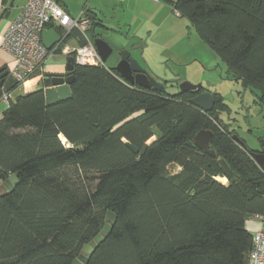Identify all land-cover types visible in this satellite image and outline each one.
Returning <instances> with one entry per match:
<instances>
[{
  "label": "trees",
  "instance_id": "trees-1",
  "mask_svg": "<svg viewBox=\"0 0 264 264\" xmlns=\"http://www.w3.org/2000/svg\"><path fill=\"white\" fill-rule=\"evenodd\" d=\"M170 3L264 107V0ZM83 36L74 28L62 43L82 46ZM49 75L0 119V191L17 177L0 194V264H73L108 210L116 222L86 264H248L246 223L264 214V169L258 150L215 119L228 107L220 93L206 112L189 102L204 86L169 96L104 63L75 62L72 97L48 104ZM202 129L212 130L218 156L195 145ZM126 141L149 144L140 155ZM220 158L235 173L228 184L216 179L226 176ZM173 163L181 170L170 173Z\"/></svg>",
  "mask_w": 264,
  "mask_h": 264
},
{
  "label": "crops",
  "instance_id": "crops-1",
  "mask_svg": "<svg viewBox=\"0 0 264 264\" xmlns=\"http://www.w3.org/2000/svg\"><path fill=\"white\" fill-rule=\"evenodd\" d=\"M27 1L6 0L3 2V0H0V67L13 66V56L2 48L1 43L3 35L8 28L7 26H9L16 13L20 11L21 7ZM63 1H65L66 5H63L60 1L58 2L62 4L66 12L72 17H87L90 20L87 27L81 30L84 35L83 37L87 41L93 42L97 36L106 40L113 47L112 55L105 62V65L108 67L115 68L118 61H120L119 59H121L118 52L124 48L132 50L140 62L139 55H143L144 57V54L146 55L147 53L153 59L157 48L180 47L183 40L189 37L191 27L187 22L190 21L184 16L179 15L174 10L172 3H170L176 0ZM183 19L188 21H184ZM48 26V28H55L57 31L61 28L56 21ZM55 46H60L62 49L60 51L55 50L50 52L44 62L42 71L38 72L39 74L34 75L33 78L31 77V79L23 84V92L21 94L36 90L44 73L65 72L67 59L70 55L69 47H79L81 43L78 38H72L66 43L63 42ZM146 57L147 63L148 61H152L148 56ZM147 65L149 66L150 64ZM148 66L143 65L146 69H148ZM8 106L9 104L7 103L4 110ZM3 112H0V119L2 118ZM171 165L178 166L177 172L181 170V166L178 164L173 163ZM246 225L250 229V226L254 224L247 220Z\"/></svg>",
  "mask_w": 264,
  "mask_h": 264
},
{
  "label": "rangeland",
  "instance_id": "rangeland-1",
  "mask_svg": "<svg viewBox=\"0 0 264 264\" xmlns=\"http://www.w3.org/2000/svg\"><path fill=\"white\" fill-rule=\"evenodd\" d=\"M187 23L191 27L189 37L185 38L181 45L179 44L180 47L157 48L153 59L147 53L144 54L145 59L143 55H139L141 65L150 64L149 72L160 81L165 79L179 84L182 81L202 83L207 90L220 93L228 105L219 113L220 118L230 123V127L249 148L262 149L264 107L258 102L257 93L246 86L242 80L231 76L226 63L205 44L196 32V28L190 22ZM133 56L137 55L133 53ZM146 56L152 61L147 63ZM22 88L23 84H18L11 89L12 99H16L23 92ZM5 106L7 103L1 101L0 112L4 111ZM154 139L155 137H152L149 142ZM177 170V165L169 166L170 173H176ZM223 178L216 177L220 182L228 184L229 178L227 176ZM11 184V181L6 182L1 187V191L7 190ZM250 227L249 231L253 233V228Z\"/></svg>",
  "mask_w": 264,
  "mask_h": 264
},
{
  "label": "water",
  "instance_id": "water-1",
  "mask_svg": "<svg viewBox=\"0 0 264 264\" xmlns=\"http://www.w3.org/2000/svg\"><path fill=\"white\" fill-rule=\"evenodd\" d=\"M63 5H66L65 1L58 0ZM7 16V15H6ZM43 43L48 50H53L55 45L62 43L63 39L62 35L55 30V28H45L42 34ZM93 44L97 49L98 54L100 55L102 62L105 64L106 60L112 55L113 47L101 37H95L93 40ZM119 55L121 59L118 61L115 66L116 71L121 74V76L133 84H137L144 88H153L158 91H163L167 93L169 96L177 95L179 92L183 91H198L201 87H203L202 83H191L189 81H182L179 85H169L165 87V82L167 80L160 81L155 76H153L148 69L144 68L141 63L137 60L136 57L133 56L132 50L128 48H124L119 51ZM75 58L73 55H69L67 59L66 71L65 72H54L50 73L51 85L49 87H45L46 92V101L48 104L57 103V101H62L66 99H70L72 97V89L71 84L75 78L74 74V66H75ZM8 68L6 66L0 67V88L3 86L5 82V77L8 75ZM235 77V76H233ZM239 79V77H235ZM18 85V81L14 78H10L7 82V90L11 91ZM189 102L195 107L201 108L203 111L211 112L215 109L216 99L214 96V92L205 89L202 92L195 94L192 98H190ZM215 119L219 120V115L215 114ZM213 136V132L211 129H202L200 130L196 136L194 137L195 145L205 151L206 153L211 154L213 157L218 156L217 152L210 147L211 138ZM234 139L239 141L241 145H245L246 143L239 138L238 135L234 133ZM262 149L253 152V156L256 161L259 163L260 167L264 169V138L261 140ZM128 148H130L133 152L139 153L143 155L147 149L149 142L143 146L140 150L138 146L133 144L130 141H126ZM219 162L221 163L224 172L228 178L235 179V173L229 164L225 161V159L220 158ZM12 183H17L16 175H12L9 177ZM194 191H192V194ZM1 194V191H0ZM117 215L114 211L108 210L106 216V224L101 230L100 233L96 235L94 239L86 243L79 256L74 260L73 264H86L89 260L90 255L94 252V249L98 247V245L105 239L113 226V223L116 222Z\"/></svg>",
  "mask_w": 264,
  "mask_h": 264
},
{
  "label": "built area",
  "instance_id": "built-area-1",
  "mask_svg": "<svg viewBox=\"0 0 264 264\" xmlns=\"http://www.w3.org/2000/svg\"><path fill=\"white\" fill-rule=\"evenodd\" d=\"M159 1V0H156ZM179 15L180 13L177 12ZM58 22L64 28L65 36L74 28L83 30L90 23L87 17H72L57 0H28L11 20L6 29L1 46L14 58L13 66L8 67V75L0 100L9 104L11 91L7 90L10 78L25 84L33 75L42 71L50 52L43 43V30L51 22ZM57 48L54 47L53 51ZM69 52L80 64L103 63L93 42L79 47H69ZM253 223V247L248 264H264V214H255L248 219Z\"/></svg>",
  "mask_w": 264,
  "mask_h": 264
},
{
  "label": "flooded vegetation",
  "instance_id": "flooded-vegetation-1",
  "mask_svg": "<svg viewBox=\"0 0 264 264\" xmlns=\"http://www.w3.org/2000/svg\"><path fill=\"white\" fill-rule=\"evenodd\" d=\"M164 84L165 86H169V85H178L179 83H174L173 81L167 80V82H165Z\"/></svg>",
  "mask_w": 264,
  "mask_h": 264
},
{
  "label": "bare ground",
  "instance_id": "bare-ground-1",
  "mask_svg": "<svg viewBox=\"0 0 264 264\" xmlns=\"http://www.w3.org/2000/svg\"><path fill=\"white\" fill-rule=\"evenodd\" d=\"M60 138H62V140H63V142L64 143H67V139L66 138H64V136L63 135H61V137ZM217 177H219V178H223V177H221V176H217ZM224 179V178H223Z\"/></svg>",
  "mask_w": 264,
  "mask_h": 264
}]
</instances>
